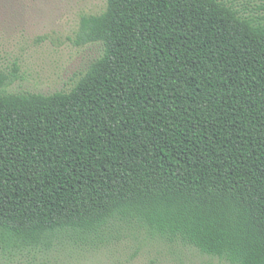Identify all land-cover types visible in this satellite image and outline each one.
I'll list each match as a JSON object with an SVG mask.
<instances>
[{
    "label": "trees",
    "instance_id": "16d2710c",
    "mask_svg": "<svg viewBox=\"0 0 264 264\" xmlns=\"http://www.w3.org/2000/svg\"><path fill=\"white\" fill-rule=\"evenodd\" d=\"M248 3L107 0L81 18L75 44L103 54L70 92L8 93L0 72V250L134 229L264 264V0Z\"/></svg>",
    "mask_w": 264,
    "mask_h": 264
},
{
    "label": "rangeland",
    "instance_id": "374dc122",
    "mask_svg": "<svg viewBox=\"0 0 264 264\" xmlns=\"http://www.w3.org/2000/svg\"><path fill=\"white\" fill-rule=\"evenodd\" d=\"M235 2L249 9L248 0ZM106 7L107 0H0V72L12 75L6 92H70L103 54L100 43L75 44L81 18L101 14ZM0 264L229 263L145 230L130 229L114 233L99 248L65 244L49 251L0 250Z\"/></svg>",
    "mask_w": 264,
    "mask_h": 264
}]
</instances>
